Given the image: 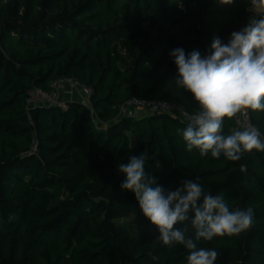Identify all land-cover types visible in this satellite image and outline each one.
Segmentation results:
<instances>
[{
  "label": "trees",
  "instance_id": "obj_1",
  "mask_svg": "<svg viewBox=\"0 0 264 264\" xmlns=\"http://www.w3.org/2000/svg\"><path fill=\"white\" fill-rule=\"evenodd\" d=\"M246 0H0V264H187L164 246L118 164L144 154L145 172L166 190L199 177L231 210L253 209L251 228L201 240L216 264H264V152L239 161L188 152L187 123L166 113L123 115L132 99L170 102L190 115L170 52L208 53L249 21ZM74 79L91 108L28 104L34 89ZM250 111L264 133V112ZM95 113L93 116L92 113ZM235 128L225 119L223 134ZM135 218L141 226L120 225ZM187 235L194 238L190 224ZM135 230V231H133Z\"/></svg>",
  "mask_w": 264,
  "mask_h": 264
},
{
  "label": "clouds",
  "instance_id": "obj_2",
  "mask_svg": "<svg viewBox=\"0 0 264 264\" xmlns=\"http://www.w3.org/2000/svg\"><path fill=\"white\" fill-rule=\"evenodd\" d=\"M252 12L248 23L233 31L227 43L214 37L208 53L199 50L185 53L176 48L170 52L177 66L174 78L178 89L191 93L198 110L189 118L182 131L188 152L196 149L201 157L223 156L239 161L253 150L264 152V133L252 124L233 128L223 134L224 120L237 115L247 116L248 110L264 112V0H246ZM221 6L234 0H217ZM146 157L130 156L128 163L118 164L125 175L122 191L134 193L143 215L158 229L159 240L173 248L182 245L189 254L187 264H216V250L198 247L201 240L235 236L249 230L254 222L253 209L231 210L222 195L205 192L199 177L184 180L175 190H166L154 176L145 172ZM190 224L194 238L187 235Z\"/></svg>",
  "mask_w": 264,
  "mask_h": 264
},
{
  "label": "built area",
  "instance_id": "obj_3",
  "mask_svg": "<svg viewBox=\"0 0 264 264\" xmlns=\"http://www.w3.org/2000/svg\"><path fill=\"white\" fill-rule=\"evenodd\" d=\"M51 92H44L40 89H34L29 93V107H63L68 103L78 102L86 108H91L92 92L89 88L81 85L74 79H63L51 84ZM143 110L148 113H166L179 118L188 123L190 114L182 107L170 102H156L141 99H132L122 109L123 115L136 117L138 111ZM93 116L95 113H92ZM235 128L240 129L242 125L252 124L250 111L247 116L237 115L234 117Z\"/></svg>",
  "mask_w": 264,
  "mask_h": 264
},
{
  "label": "rangeland",
  "instance_id": "obj_4",
  "mask_svg": "<svg viewBox=\"0 0 264 264\" xmlns=\"http://www.w3.org/2000/svg\"><path fill=\"white\" fill-rule=\"evenodd\" d=\"M250 14H251V16L253 15L252 12H250ZM147 114H149L147 111L140 110V111H138L137 116L147 115ZM120 225L124 226V227H129V228H133L135 226H141L139 221L135 218H130L128 220L121 221ZM133 231H135V230H133Z\"/></svg>",
  "mask_w": 264,
  "mask_h": 264
}]
</instances>
